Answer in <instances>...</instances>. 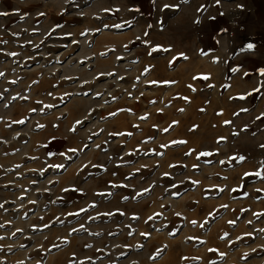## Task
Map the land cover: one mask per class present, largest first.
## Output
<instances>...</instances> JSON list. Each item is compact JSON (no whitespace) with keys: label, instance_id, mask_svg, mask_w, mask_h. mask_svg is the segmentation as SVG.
Segmentation results:
<instances>
[{"label":"rangeland","instance_id":"1","mask_svg":"<svg viewBox=\"0 0 264 264\" xmlns=\"http://www.w3.org/2000/svg\"><path fill=\"white\" fill-rule=\"evenodd\" d=\"M4 12L0 264H264V0Z\"/></svg>","mask_w":264,"mask_h":264},{"label":"snow or ice","instance_id":"2","mask_svg":"<svg viewBox=\"0 0 264 264\" xmlns=\"http://www.w3.org/2000/svg\"><path fill=\"white\" fill-rule=\"evenodd\" d=\"M184 2H187V0H184ZM218 2H219V0H218ZM153 4H155V0H153ZM169 7H172V6H170V5H164V8H169ZM107 11V10H106ZM138 11V10H137ZM6 15H8V13H6V12H4V13H0V16H6ZM197 22H199V21H197ZM117 27H119V25H117ZM145 35H147V33H145ZM246 48L248 49V50H250V49H253L254 48V45L253 44H248L247 46H246ZM165 51V52H167V51H169V49H161L160 48V46H155V47H152V49H151V51H150V55L152 54V53H154V52H157V51ZM245 49H241V51H244ZM203 54V53H202ZM13 55H15V53H13ZM181 56H183V54H181ZM183 58L184 59H187V57L186 56H183ZM171 63V62H170ZM233 71H237V69H233ZM4 74L3 73H0V76H3ZM260 75H262V76H264V69H260ZM197 77H193V79H196ZM200 78H202V79H208V77L207 76H203V77H200ZM13 83H15L14 81H13ZM153 83H156L155 81H153ZM189 87L191 88L192 86L191 85H189ZM193 90H195V89H193ZM254 91L255 92H259L260 91V89L259 88H257V89H254ZM252 93H249V95H251ZM184 99H186L187 100V98L185 97ZM240 99H244V97L243 96H241L240 97ZM46 107H52V105H46ZM182 111V110H181ZM242 111H247V109H243ZM113 115H115V113H113ZM141 119H147V117H141ZM257 119H261V117L260 116H258L257 117ZM19 123H23V121H19ZM79 123H81L80 121H77V124H79ZM173 123H176V122H173ZM231 122L230 121H225V124H230ZM73 131H75V129L73 128L72 129ZM163 131H165V132H167L168 131V129H164ZM120 135H124V133H120ZM127 135H131V133H128ZM221 139H223V138H221ZM172 143L173 144H177V143H179V144H184V143H186V141H172ZM97 147H99V146H97ZM164 147H167V145H165ZM261 147H264V145H262ZM72 151H75L74 149L72 150ZM189 155L191 154V153H188ZM200 155H203V156H209V155H212V153H210V152H203V153H200ZM232 159L233 160H244L245 158L243 157V156H239V157H232ZM221 163H223V161H221ZM262 173L261 172H257V173H255V175H257V176H260ZM165 175H168L167 173H165ZM246 175H251L250 173H246ZM193 183H198V182H193ZM69 189H64V191H68ZM145 191H147V190H145ZM220 191H223V189H220ZM259 191V190H258ZM109 195H110V193H109ZM34 203V202H33ZM4 207V205L3 204H0V208H3ZM93 207H94V205H93ZM222 207H227V205H223ZM81 211H86V209H81ZM121 214H123V213H121ZM70 215H79V213H75V214H70ZM106 215H112V213H107ZM156 215H160L159 213H157ZM177 215H179V214H177ZM257 215H259V214H257ZM154 217H149L148 219L149 220H152ZM192 223H193V225H196V221H192ZM229 223L230 224H234L235 222L234 221H229ZM249 223H251V221H249ZM46 227H47V225H46ZM81 227H83V226H81ZM200 227H203V225H200ZM17 231H21V230H17ZM73 231H76V229H73ZM261 231H264V229H262ZM141 235H148V234H146V233H141ZM225 236H227V234H225ZM0 239H3V237H0ZM189 239H192V238H189ZM201 243H203V241H201ZM142 247V246H141ZM209 251H211V252H215V251H217L216 249H209ZM157 255H159V251L157 252ZM221 256H223L224 254L223 253H221L220 254ZM153 259H155V257H153Z\"/></svg>","mask_w":264,"mask_h":264},{"label":"crops","instance_id":"3","mask_svg":"<svg viewBox=\"0 0 264 264\" xmlns=\"http://www.w3.org/2000/svg\"><path fill=\"white\" fill-rule=\"evenodd\" d=\"M248 34H249V38H250L251 40H257V39L252 35L251 32H249Z\"/></svg>","mask_w":264,"mask_h":264}]
</instances>
